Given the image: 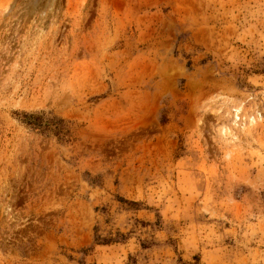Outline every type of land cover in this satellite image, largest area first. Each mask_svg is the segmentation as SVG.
<instances>
[{
  "label": "rangeland",
  "instance_id": "obj_1",
  "mask_svg": "<svg viewBox=\"0 0 264 264\" xmlns=\"http://www.w3.org/2000/svg\"><path fill=\"white\" fill-rule=\"evenodd\" d=\"M0 264H264V0H0Z\"/></svg>",
  "mask_w": 264,
  "mask_h": 264
},
{
  "label": "trees",
  "instance_id": "obj_2",
  "mask_svg": "<svg viewBox=\"0 0 264 264\" xmlns=\"http://www.w3.org/2000/svg\"><path fill=\"white\" fill-rule=\"evenodd\" d=\"M37 117L34 114H28L24 113L22 114V122H24L26 125L30 127H41V124H39L37 121Z\"/></svg>",
  "mask_w": 264,
  "mask_h": 264
}]
</instances>
